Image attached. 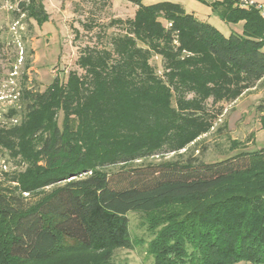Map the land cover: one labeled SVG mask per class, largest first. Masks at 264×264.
<instances>
[{"label":"trees","instance_id":"16d2710c","mask_svg":"<svg viewBox=\"0 0 264 264\" xmlns=\"http://www.w3.org/2000/svg\"><path fill=\"white\" fill-rule=\"evenodd\" d=\"M126 1L133 16L109 22L118 31L103 47L80 51L79 72L22 89L0 123V153L15 165L0 166V264L78 251L108 262L132 248L127 213L175 205L188 218L155 239V264H264V147L216 163L185 157L222 105L264 87V17L215 1L223 22H242L224 36L178 3ZM15 15L49 20L41 0L19 1ZM257 110L264 129V95ZM249 175L250 190H223Z\"/></svg>","mask_w":264,"mask_h":264},{"label":"rangeland","instance_id":"374dc122","mask_svg":"<svg viewBox=\"0 0 264 264\" xmlns=\"http://www.w3.org/2000/svg\"><path fill=\"white\" fill-rule=\"evenodd\" d=\"M22 0H0V123H9L8 113L19 109L22 89L42 92L55 77L65 80L70 71H77L75 61L84 47H103L107 38L118 31L107 27L114 19L131 18L135 7L126 0H41L49 15L48 22L38 26L33 20L16 17L17 3ZM180 1V0H178ZM181 2L188 12L211 24L222 35L241 33V23L223 22L216 13L198 0ZM264 4V0H257ZM146 5L150 3H145ZM93 25L92 29L86 28ZM151 64L161 74V62L154 57ZM264 87L257 85L223 110L213 129L202 136L185 153L216 163L239 152H254L264 147L262 114L258 112ZM176 159L169 154L148 161ZM11 171L15 165L0 153V166ZM257 179L244 176L228 184L223 190H250ZM189 207L170 206L164 211L146 214L129 212L130 250L118 249L110 260L102 261L91 252H74L52 258L41 264H155L151 246L169 227L188 218ZM153 247V246H152ZM106 262V263H105Z\"/></svg>","mask_w":264,"mask_h":264},{"label":"built area","instance_id":"2783aa9c","mask_svg":"<svg viewBox=\"0 0 264 264\" xmlns=\"http://www.w3.org/2000/svg\"><path fill=\"white\" fill-rule=\"evenodd\" d=\"M236 5L241 9L255 8L264 17V4L258 3L257 0H236Z\"/></svg>","mask_w":264,"mask_h":264},{"label":"crops","instance_id":"0c3cea01","mask_svg":"<svg viewBox=\"0 0 264 264\" xmlns=\"http://www.w3.org/2000/svg\"><path fill=\"white\" fill-rule=\"evenodd\" d=\"M160 1H171V2H174V3H178V4H180V5H182V7L184 8V10L187 12V13H192L194 16H195V13L193 12V11H191V12H188L186 9V7L184 6V4L181 2V0L180 1H178V0H142V2L145 4L146 2L147 3H150V4H152V3H156V2H160ZM182 1H184V0H182ZM200 3H203V4H205L206 6H208L209 8H210V6H209V4H211V3H213V2H215V1H221V0H203V2L202 1H200V0H198ZM211 9V8H210ZM196 17V16H195ZM197 18V17H196ZM198 19V18H197ZM199 20V19H198ZM201 21H203V20H201ZM241 24H242V22H240ZM241 29H242V25H241ZM242 31V30H241ZM240 34V33H239Z\"/></svg>","mask_w":264,"mask_h":264}]
</instances>
